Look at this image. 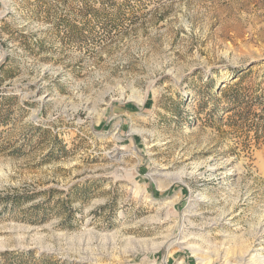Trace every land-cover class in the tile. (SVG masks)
Listing matches in <instances>:
<instances>
[{
    "label": "rangeland",
    "instance_id": "rangeland-1",
    "mask_svg": "<svg viewBox=\"0 0 264 264\" xmlns=\"http://www.w3.org/2000/svg\"><path fill=\"white\" fill-rule=\"evenodd\" d=\"M246 72L264 0H0V264H264Z\"/></svg>",
    "mask_w": 264,
    "mask_h": 264
},
{
    "label": "trees",
    "instance_id": "trees-1",
    "mask_svg": "<svg viewBox=\"0 0 264 264\" xmlns=\"http://www.w3.org/2000/svg\"><path fill=\"white\" fill-rule=\"evenodd\" d=\"M248 72L236 75L238 81L228 82L224 89L218 88L214 92V97L219 103L220 100L216 95H222L225 102L223 109L225 113H228L227 125L233 132L239 134L243 146H250V144L264 146V93L253 95L245 88L243 81ZM217 111L218 108L215 105L211 113ZM220 120L222 121L223 117Z\"/></svg>",
    "mask_w": 264,
    "mask_h": 264
}]
</instances>
